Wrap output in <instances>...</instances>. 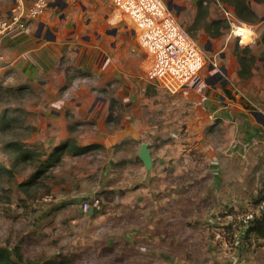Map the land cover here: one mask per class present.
I'll return each mask as SVG.
<instances>
[{"label": "rangeland", "instance_id": "rangeland-1", "mask_svg": "<svg viewBox=\"0 0 264 264\" xmlns=\"http://www.w3.org/2000/svg\"><path fill=\"white\" fill-rule=\"evenodd\" d=\"M170 1L182 6L179 14L176 8L173 13L209 56L194 83L173 92L153 80L148 75L152 58L140 45L133 22L125 16L115 25L125 37L120 42L115 38L119 51L113 59L112 84L104 91L97 88L95 91L111 97L106 126L112 134L127 126L125 117L131 116L125 105L128 97L132 99L131 96L145 93V113L150 124L159 131L146 127L148 132L141 141L148 142L155 152L166 144H174L172 146L178 149L176 164L172 162L167 166L176 168L177 174L159 175L157 180L151 175L153 167L147 171L142 162L128 161L134 157L127 155L119 161L115 157H93L99 149L82 156L64 155L48 170L36 174L55 139H51V130L44 124L36 126L38 131L31 129V120L35 117L28 118L27 123L21 109L34 100L29 90L2 89L0 115L4 112L9 116L20 114L24 121L0 130V246L18 247L25 259L37 261L61 256L69 264H172L168 259L174 264H239L242 260L264 264V239L256 238L255 232L246 233L253 218L264 216V181L257 175L261 163L255 164V157L246 154L248 148L236 153L231 143L239 134H232L229 126L205 133L203 124L207 118L203 116L200 95L205 87L213 85L214 74L222 71L223 54L235 52L242 64V75L249 74L248 63L239 57L242 50L237 51L236 47L251 42L254 37L246 40L236 35L235 27L253 26L259 17L235 20L234 24L227 18L220 27L210 26L209 16L199 15L198 0ZM209 2L211 0H205L204 4L209 6ZM253 29L260 36L259 28L254 26ZM126 41L130 43L127 45ZM226 73L222 71V77L216 82L229 85L233 94L242 96L235 89V86L241 88L240 85L231 82ZM84 75L89 74L82 73L68 84L79 88L80 84L88 82L89 77ZM68 84L63 92L69 91ZM78 90L95 92L89 85ZM115 94L125 95V101L118 100ZM153 100L155 108L149 105ZM37 119L41 123V118ZM67 119L69 125L75 127L71 134L76 139H83V135L90 138L87 131L94 129L91 123H77L70 112ZM205 139L217 144L222 140L231 143L217 152L218 160L212 164L206 155L208 147H203ZM13 140L34 146L41 155L36 159L14 161V148L10 145ZM126 140L123 137L116 142L117 151L124 149L125 154V144L129 143ZM139 143H136L138 147ZM126 167H130L132 175L120 174L117 180L116 170L121 168L123 172ZM5 168H11V173ZM104 174L106 185L103 184ZM129 178L135 179L132 193L127 192ZM46 196L51 200H45ZM79 197L89 203L99 197L102 207L95 216L89 217L84 200L81 207L77 205ZM152 197L156 200L153 201L155 208V204H150ZM107 204L111 205L110 210Z\"/></svg>", "mask_w": 264, "mask_h": 264}, {"label": "crops", "instance_id": "crops-1", "mask_svg": "<svg viewBox=\"0 0 264 264\" xmlns=\"http://www.w3.org/2000/svg\"><path fill=\"white\" fill-rule=\"evenodd\" d=\"M35 1L0 0V19L7 17L19 2L31 6ZM47 2L48 5L33 18L29 32L16 31L3 36L0 85L15 89L24 88L23 90H29V93H32V96L34 95V100L23 107L26 111L27 123L28 118L35 117L31 120L33 131H38L36 126L40 125L41 127L42 124L48 127L49 131L51 130L50 134L53 135L51 139H55L54 144L50 146L51 151L60 146L63 141L72 137L76 145L97 144V147L82 155H87L98 149L96 156L93 157L106 159L115 157L119 161L128 155V158L134 157L128 159L129 162H142L144 168L148 171L139 155L141 144L145 142L141 141V137L145 136L148 129H154L155 132H158L159 129L150 124L149 117L145 113L147 103L145 98L147 96L142 92L141 95L137 94L136 97L131 96L132 99L128 97L129 102H126L125 105L131 111V116L125 117V125L127 126H125V129L117 130L112 134L106 126L111 97L101 91L100 93L95 91L97 89L103 91L108 89L113 81V59L115 53L119 51L115 47L117 46L115 38L120 42L125 37L121 28L115 25L120 23L125 16L130 21L132 19L121 12L111 0H47ZM247 2L256 12L257 18L259 17V21L255 25H249L254 32V38L251 42L241 45L250 48L248 57L252 58L248 62L249 74L242 75V64L235 52L222 55L226 74L231 82L240 85L242 89H239L244 95H235L229 89V85H221L217 82L213 83L211 87H205L204 91H200V95L203 99V116L207 118L206 124H203L206 125L205 133L215 129L218 130L219 127L226 125L229 126L232 134H239V138L236 136L230 143L237 150L236 153L248 148L245 150L246 154L255 157V161H257L255 164L261 163L257 175H261L260 179L264 181V171L262 172L264 169V0H247ZM197 3L198 1L196 5ZM216 9L219 10V13ZM208 12L210 20L221 17L227 20L228 18L233 24L235 20H243L238 17L233 5L221 0H211ZM254 26L259 28L260 36L253 29ZM129 43L128 41L127 45ZM243 54V52L240 53L241 57H244ZM146 61L144 59L143 62ZM82 73L89 74L84 75L89 78H86L88 82L80 84V87L89 85L90 89L94 88L95 92L82 93L78 90L80 87L68 84V81H74V78ZM66 84L69 85V91L63 92ZM221 89L223 92H221ZM114 97L120 101L126 99L125 95L118 96L115 94ZM192 99L196 100L195 98ZM148 100L150 101L149 98ZM246 101L251 102V105ZM149 105L153 108L156 107L154 100L149 102ZM256 111L260 113H256ZM68 112L71 113L73 120L77 123L78 121L79 123L86 121L88 124L93 125L94 129L87 131L90 138L83 135V139L82 137L76 139L71 134L72 130L69 128V119H67ZM4 113L0 115V125L3 122ZM7 115L9 116L8 113ZM37 118H41V120L39 119L41 123L38 122ZM74 128L72 127V129ZM44 129H41L42 132H44ZM123 137L129 142L127 145L125 144V154L124 149H121V152L120 150L117 151L116 148V142L123 139ZM81 140L85 142H81ZM205 140L206 145L203 147H208L206 155L210 157L211 163L218 160L217 152L225 149L230 144L229 140H226V142L224 140H222L223 142L219 141L220 144L213 143L212 140ZM138 141L140 142L139 147L136 145ZM172 142L174 143V141ZM172 145L174 144H166L160 147L157 152L153 151L149 145L153 157L151 175L155 176L157 180L159 175L168 177L177 174L176 168L170 169L167 166L172 165V162L176 164L175 158L178 149ZM101 149L106 151L102 152ZM68 154L73 155L64 151L62 159L64 155ZM105 162L108 164V160ZM129 168L126 167L123 172L121 168L117 169V180L120 174L132 175V173L129 174ZM105 174L103 175L104 185L108 182L105 181ZM120 181L118 182L120 183ZM134 181L131 179L128 181L130 185H128V193L134 192L133 190L130 191L132 184L135 183ZM114 196L117 197V195ZM82 200L84 199L79 197L77 204L79 207L82 205ZM153 201L156 200L153 198L150 204H155V208L156 203ZM140 204L143 206L144 202L141 200ZM107 206L110 210L111 205L107 204ZM88 215L89 217L95 216L94 210H89ZM133 233L132 231L131 234ZM256 236L258 239H264L262 235L256 234ZM168 260H170L169 263L173 262L172 264H174V261ZM239 264L257 263L253 260H242Z\"/></svg>", "mask_w": 264, "mask_h": 264}, {"label": "built area", "instance_id": "built-area-1", "mask_svg": "<svg viewBox=\"0 0 264 264\" xmlns=\"http://www.w3.org/2000/svg\"><path fill=\"white\" fill-rule=\"evenodd\" d=\"M111 1L132 19L140 45L152 58L148 73L153 80L173 92L194 83L209 56L178 22L168 0ZM47 5V0H36L31 6L19 2L7 17L0 19V65L3 62V36L16 31L29 32L33 18ZM235 89L244 95L239 88ZM44 199L51 200L50 196ZM83 203L86 211L102 207L99 197L93 203Z\"/></svg>", "mask_w": 264, "mask_h": 264}, {"label": "trees", "instance_id": "trees-1", "mask_svg": "<svg viewBox=\"0 0 264 264\" xmlns=\"http://www.w3.org/2000/svg\"><path fill=\"white\" fill-rule=\"evenodd\" d=\"M223 2H226L228 4H231L235 7L236 13L238 17L241 19H246V17H250L251 20L257 19L256 12L251 8V6L248 4L247 0H221ZM199 15L203 18L207 17L208 12V6L204 4V0H198L197 3ZM200 19V18H199ZM197 19V20H199ZM224 18H218V19H212L210 20V26L216 25L220 27V25L225 21ZM237 51L239 49L242 50L244 53L241 57V60L245 61V63H248L249 60L252 57H248L250 48L249 47H243L241 45H237L236 47ZM248 65V64H247ZM7 89L8 91H24V88H12V87H3L0 85V90ZM22 113L25 114L26 111L24 109H21ZM8 112L4 113L3 116V122L0 125V130L8 129L9 127L13 126L14 123L17 122H23L24 117H22L20 114L18 116H8ZM26 119V118H25ZM73 126H70L69 128L72 130ZM74 138H68L67 140L63 141L60 146L56 147L53 151L47 154V157L42 159L39 165L38 170H36V174L42 173L45 170H48L50 167L55 165L58 161L62 159V155L64 151H67L73 155H82L84 153H87L88 151L94 149L97 147V144H90V145H76L74 141L72 140ZM10 145L13 146L14 151V161L18 160H29V159H36L41 155L40 150L35 148L34 146H31L24 142H19L16 140H13L10 142ZM0 169H2V164L0 163ZM6 172L11 173V168H5ZM0 170V176H1ZM97 209L94 210V215L96 213ZM255 232L258 235L264 236V216L262 217H255L253 218L250 223H248V227L246 229V233ZM0 264H69L68 260L64 257H55V258H46L42 260H30L25 259L24 255L21 253L18 247L11 249L8 246H0Z\"/></svg>", "mask_w": 264, "mask_h": 264}, {"label": "water", "instance_id": "water-1", "mask_svg": "<svg viewBox=\"0 0 264 264\" xmlns=\"http://www.w3.org/2000/svg\"><path fill=\"white\" fill-rule=\"evenodd\" d=\"M169 8H170V10H173L174 8H176V9H178V13H179V10L182 9V6H179L178 4L174 3L173 1H170L169 2ZM221 70L223 72H226L225 66H221ZM221 72H217L214 74L213 79L211 80L212 83L216 82L218 78L222 77ZM256 113H260V112L256 111ZM139 155H140V158L142 159V161L144 162L145 167L148 170L151 169L153 166V157L151 154V150L149 148V143L143 142L141 144ZM93 210H94L93 208L90 209V211H93Z\"/></svg>", "mask_w": 264, "mask_h": 264}, {"label": "bare ground", "instance_id": "bare-ground-1", "mask_svg": "<svg viewBox=\"0 0 264 264\" xmlns=\"http://www.w3.org/2000/svg\"><path fill=\"white\" fill-rule=\"evenodd\" d=\"M235 30H236V35L244 37L245 39H252L254 37V32L248 26H236Z\"/></svg>", "mask_w": 264, "mask_h": 264}, {"label": "flooded vegetation", "instance_id": "flooded-vegetation-1", "mask_svg": "<svg viewBox=\"0 0 264 264\" xmlns=\"http://www.w3.org/2000/svg\"><path fill=\"white\" fill-rule=\"evenodd\" d=\"M118 17H119V15H118Z\"/></svg>", "mask_w": 264, "mask_h": 264}]
</instances>
